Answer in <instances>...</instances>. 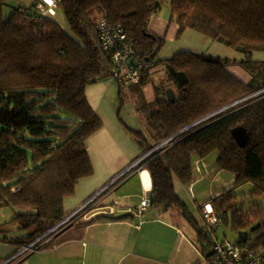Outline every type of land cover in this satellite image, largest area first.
<instances>
[{"label": "trees", "instance_id": "trees-1", "mask_svg": "<svg viewBox=\"0 0 264 264\" xmlns=\"http://www.w3.org/2000/svg\"><path fill=\"white\" fill-rule=\"evenodd\" d=\"M4 3L0 0V124L8 129L0 131V205L22 209L11 221L30 230L11 238L19 248L66 217L65 198L75 193L79 180L94 173L88 141L103 121L90 105L86 88L109 78L113 70L95 12L124 25L140 58L164 66L165 81L158 86L159 97L152 102L156 109L150 114L153 140L142 130L130 129L144 152L264 88V59L253 58L255 51L264 52V0H61L58 9L66 15L69 31L34 3L26 12L17 9L6 18ZM164 3L179 24L178 35L196 30L223 37L244 52L240 64L251 80L240 79L227 68L228 60L211 53L182 50L158 60L165 37L149 29V20ZM150 80L151 73L145 71L140 86ZM170 86L175 101L165 95ZM240 125L248 132L244 146L232 132ZM170 142L115 183L144 164L152 180L150 209L159 214L177 210L208 253L213 250L214 231L199 225L176 190L175 179L191 184L195 157L217 151L218 166L234 172L235 185L209 202L221 224L238 234L249 231L234 244L249 246L264 258V206L247 203L249 197L264 196V92L217 112ZM246 183L253 184L250 193L235 192ZM208 258L213 261L214 254Z\"/></svg>", "mask_w": 264, "mask_h": 264}, {"label": "crops", "instance_id": "crops-1", "mask_svg": "<svg viewBox=\"0 0 264 264\" xmlns=\"http://www.w3.org/2000/svg\"><path fill=\"white\" fill-rule=\"evenodd\" d=\"M159 14L163 13L156 12L151 16L149 29L165 38H178L179 24ZM158 71L165 73L164 66H154L149 71L151 80ZM244 75L247 81L240 79L248 82L251 75ZM162 78V82L165 81V74ZM151 80L140 86L141 83L125 85L103 78L87 86L86 97L103 121V127L88 141L94 173L79 180L75 193L65 198L67 215L147 153L120 119L113 82L125 85L132 103L138 98L143 99L145 107L159 97L158 86ZM168 88L174 89L171 86ZM123 93L120 89L118 95L121 101ZM165 95L167 97V92ZM196 158L200 172L204 171L203 167L206 166L202 164L206 163L203 162L205 158ZM206 165L209 169V164ZM149 192L152 193L151 175L144 164L138 165L124 179L105 190L94 204L81 211L72 224L53 235L43 249L19 257L17 253L20 248L11 241V238L19 237L17 228L13 227V224H17L11 222L15 209L13 215L12 207L0 205V263L15 257L8 264H215L208 258L210 251L206 253L197 242L192 225L193 231H188L182 223H178L175 215L180 214L177 210L169 211L171 215L159 214L150 207L147 211H140L141 201L151 199ZM220 194L217 192L212 198ZM208 205L213 207L209 200L204 207L200 206L202 216ZM124 213L130 214L118 217ZM203 222L205 226L204 218ZM217 229L213 238L219 240Z\"/></svg>", "mask_w": 264, "mask_h": 264}, {"label": "rangeland", "instance_id": "rangeland-1", "mask_svg": "<svg viewBox=\"0 0 264 264\" xmlns=\"http://www.w3.org/2000/svg\"><path fill=\"white\" fill-rule=\"evenodd\" d=\"M33 2L34 0H5V3L3 5L4 15L6 18H9L18 8H20L21 6L25 8L26 7L29 8L33 4ZM156 12L157 13L162 12L163 14H159V15H164L166 16V19L168 20L171 19L172 22H176L174 19L171 18V8L169 4L164 3ZM95 13H96V15L94 14L96 17L95 19L96 21H98L100 17H102V13L100 12H95ZM52 17L55 18L60 23L63 29H65L66 31L70 30V26L66 18V15L61 9L57 8V15L52 16ZM182 50H191L195 52H206V53H211L215 56H220L221 58L228 60L227 68L230 71H232L234 74L239 76V78L246 80L244 73L249 75V77L251 75L240 64V60L242 58H245L244 52L240 51V49H237L231 46L228 40L223 37L213 38L207 34H204L196 30H186L182 34L178 35V38L176 37L175 39L171 37L165 38V42L163 46L161 47V49L159 50L157 59L160 60V59H166V58L172 57L175 53L182 51ZM253 58L254 59H264V52L255 51L253 53ZM158 72L159 73H156L151 80V82L154 83L156 86L161 85L162 80H163L162 77L165 74L163 71H158ZM249 79L251 80V78ZM113 85L115 86V91L113 93H115V95L117 94L115 97L116 98L115 104H117L118 110L120 112L121 121H123L125 126L128 127L129 129L144 131L146 136H148L150 140H153V137H152L153 127L151 126L150 114L156 109V104L151 102L152 104L148 103V105L144 107V105L146 104L144 100L141 98H138L137 101L132 103V100H130L131 95L129 91L125 88V85L123 84L120 85L116 81L113 82ZM120 89H122V91L124 92L123 93L124 98H122L123 101L120 100V97L118 95ZM261 90H262L261 92H264V88H262ZM250 97H253V96H250ZM136 107H137V110H136ZM124 124L120 123V125H124ZM158 145H159V142L157 143L155 142L154 147L157 149L162 148V147H158ZM167 145L169 144L167 143L165 146ZM217 157H218L217 151H214L211 154H209L203 160V162L206 161V163L202 165H205L206 167H203L204 171L202 170V172H200V166L198 165L197 158L195 157V160H194L195 183L194 184L192 183L189 185H185L178 178L175 179L176 190L179 192V195L182 197V199L187 203L188 207L194 214L195 218L199 221L200 226H204L202 210H200V206L204 207L205 202L207 200H210V198H212L213 195H216L217 192L218 193L225 192L227 189L233 188L235 185L234 172L229 171L227 169H220V167L217 164ZM206 164H209V169H207L208 165ZM117 177L115 179H117ZM128 187L129 186H127V188ZM252 189H253V184L246 183L236 188L235 192L240 193V194L250 193ZM150 193L151 192H149V195H148L149 197H151ZM148 200L150 202V198ZM247 203L249 205H252L254 203H259L264 206V196H257L254 198L249 197L247 199ZM11 209L13 211V215H14L13 209H15V212L16 210H19L17 212L22 211L20 207H12ZM167 213H168L167 215H171L170 214L171 212H167ZM175 216H176V220H178V223H182L181 225L186 230L193 231L190 224L186 222L182 218L181 215H175ZM13 227L17 228L16 232H18L19 237L30 234V230L20 229L19 226H16L15 224H13ZM55 232L57 233L58 230L54 231V233ZM216 234L218 236L217 238H219V241H222V242L225 240H230L231 242L236 243L240 238V235L238 233L232 231L231 229L226 227L224 224H220L218 226Z\"/></svg>", "mask_w": 264, "mask_h": 264}, {"label": "built area", "instance_id": "built-area-1", "mask_svg": "<svg viewBox=\"0 0 264 264\" xmlns=\"http://www.w3.org/2000/svg\"><path fill=\"white\" fill-rule=\"evenodd\" d=\"M60 2L61 0H35L34 7L43 15L52 17L57 15V8L59 7ZM18 10L21 12H26L27 8L20 7ZM98 29L102 46L104 50L110 55L113 63L112 74L109 78L117 80L125 85L139 83L144 72L150 71L154 67L153 61L149 59H142L137 55L133 41L121 22L113 21L106 15H102V17H100L98 20ZM172 139L173 138L163 140L161 143H159L158 147L165 146L167 143L170 145L171 143L169 142ZM156 149L157 148L153 147L130 168L121 173L117 179H114L107 186L98 191L86 203H84L74 212L68 214L46 233L39 236L30 243L23 245L19 249L17 257L43 249L44 245L50 241L54 234H56L54 231L58 230L59 232L61 229L72 224L79 217L81 211L85 210L87 206L89 207L94 204L96 198H98L108 187L113 185L120 177H122L126 172L132 169V167L136 166ZM149 205V200H142L140 203V211H147ZM208 206H206L205 210L203 211V218L205 220V227L207 231L212 233V231L217 229L218 225L220 224V220L215 213L214 208L212 206ZM213 251L214 262H221L223 264H264V258L260 252L249 246H238L230 240H225L222 242L214 239ZM14 258L15 257H12L0 264H8Z\"/></svg>", "mask_w": 264, "mask_h": 264}, {"label": "water", "instance_id": "water-1", "mask_svg": "<svg viewBox=\"0 0 264 264\" xmlns=\"http://www.w3.org/2000/svg\"><path fill=\"white\" fill-rule=\"evenodd\" d=\"M260 91H261V89L258 90V91H256V92H253L252 94H250V95H248V96H246V97H244V98H241V99H239V100H237V101H235V102H233V103H231V104H229V105H227V106H225V107H223V108H221L220 110L216 111L215 113H217V112H219V111H221V110H223V109H225V108H227V107H230V106H232V105H234V104H236V103H238V102L244 100L245 98H248V97H250V96H254L255 94H258ZM166 92H167V99H168L169 101H175V99H176V93H175L174 89H172V88H168ZM215 113H211V114H209V115H207V116H205V117H203V118H201V119L195 121L194 123H192V124L188 125L187 127L183 128L181 131H179L178 133H176L175 135H173V136H171V137H169V138L171 139V138H174V137L178 136L179 134L183 133V132L186 131L187 129H189V128L193 127L194 125L200 123L201 121H203V120L209 118L210 116H212V115L215 114ZM7 129H8V126H6V125H4V124H0V131H4V130H7ZM232 132H233V135H234L235 139L237 140V142H238L240 145H243V146H244V145L246 144V141H247V138H248V132H247V129H246L244 126L240 125V126L235 127V128L232 130ZM169 138H168V139H169ZM128 214H130V213H124V214L119 215L118 217H125V216H127ZM258 225H259V223L255 224L251 229H254V228L258 227ZM248 232H249L248 230H243V231H240V232H239V235H240V236H244V237L246 238L247 235H248ZM213 241H214V240H212V242H213ZM213 253H214V251L211 250L210 253H209L208 255H212Z\"/></svg>", "mask_w": 264, "mask_h": 264}]
</instances>
